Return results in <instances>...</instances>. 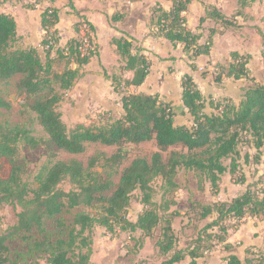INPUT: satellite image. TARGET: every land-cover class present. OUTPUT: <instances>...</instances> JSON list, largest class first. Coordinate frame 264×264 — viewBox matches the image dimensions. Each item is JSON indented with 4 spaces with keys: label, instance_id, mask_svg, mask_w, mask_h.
<instances>
[{
    "label": "trees",
    "instance_id": "16d2710c",
    "mask_svg": "<svg viewBox=\"0 0 264 264\" xmlns=\"http://www.w3.org/2000/svg\"><path fill=\"white\" fill-rule=\"evenodd\" d=\"M236 1L241 10L257 0ZM188 3L189 0H173L169 12L157 9L154 25L171 44H182L190 59H196L209 54L213 36L218 31L211 29L207 41L200 45L198 41L201 35L185 27L182 13L187 10ZM70 7L74 10L71 2ZM113 19L116 20L117 16ZM206 19L220 22L223 27H237L235 18L223 15L214 6H206L205 17L199 20V29ZM57 23L58 10L47 8L41 15L44 31L41 41L42 60L40 52L35 48L24 49L18 45L14 18L0 13V82L6 83L19 77L16 85L19 94L23 96L27 109L35 114L49 143L57 149L71 155L84 153L86 147L92 144L116 147L117 150L110 156L104 153L91 156L86 166L77 160L54 161L38 172L35 177L36 187L30 189L23 182L21 167L16 163L18 146L24 143L30 148H36L41 140L23 127L0 126V159L11 163L9 175L6 178L0 177V205L20 209L15 225L0 235V264H20L11 257L7 244L15 237L29 245V253L45 257L47 264H89L92 254L91 235L96 226L103 227L111 236L140 232L143 238H151L159 228L155 247L160 255L168 256L161 264H175L186 256L190 257V264H196L195 260L212 250L214 243L226 241L229 229L225 225L227 220L239 221L246 216H264V196L258 197L251 187L229 202H193L192 205H197L200 210L198 221H206V218L213 215L216 217L209 222L207 220L200 229L195 227L198 230L197 239L189 243V246L176 248L177 238L172 229V218L176 214L170 210L176 205L180 189L176 182L178 173L192 172L200 181V187L204 181L216 191L226 172L233 176L239 170L236 159L239 157L238 145L242 133L251 136L254 149L259 151L264 146V82H255L250 77L249 55L232 52V63L217 74L215 82H220L224 75L233 80L250 79L253 86L242 89L237 104L210 103L214 108L212 113L206 110V101L192 78L184 76L181 100L191 125H175L170 105L161 102L157 95L121 91L123 88L142 85L149 74V64L140 54V49L137 48L135 55L131 53L132 42L125 38L113 39L112 44L125 61L122 71H134L131 80L121 75H106L111 80L113 91L121 96L122 113L118 118L99 125L78 124L68 129L58 110L63 101L62 92L74 87L80 77V69L97 53L95 48L85 56L79 52L80 40L87 36L86 31L80 29L81 23L74 27L78 37L68 41L65 47L58 48ZM86 25L92 34V25ZM48 37L55 41L56 47L45 49ZM56 58L66 61V67L61 73L53 69ZM70 62L74 68L67 66ZM9 108V103L0 97V111ZM219 108L221 111L217 112ZM149 141H154L156 146L150 161L134 159L122 169L118 182L114 184L113 176L126 158L122 147ZM178 145L181 148L169 152L164 160L162 153ZM246 159L247 155L245 163ZM224 160H230L229 167L224 164ZM154 180L161 184L159 201L154 199ZM64 182L70 185L68 191L60 188ZM243 182L244 178L240 180V183ZM135 191L140 192L139 202L143 210L133 222L128 219V209ZM77 209L79 211L71 220L62 217L65 211ZM49 221L56 224L58 231L55 236L47 231L46 224ZM252 262L264 264V259L256 252L250 253V258L244 261L235 255L226 258V264Z\"/></svg>",
    "mask_w": 264,
    "mask_h": 264
},
{
    "label": "crops",
    "instance_id": "0c3cea01",
    "mask_svg": "<svg viewBox=\"0 0 264 264\" xmlns=\"http://www.w3.org/2000/svg\"><path fill=\"white\" fill-rule=\"evenodd\" d=\"M70 2L74 10L71 9ZM253 5V8H255V5L262 7L260 0H257ZM206 6H214L227 17L234 15V12L239 8L236 0H189L187 10L182 13V16L185 19L186 29L201 35L198 43L203 45L207 41L211 29L218 31L213 36L209 54L198 56L196 59H190V55L184 51L182 44H171L154 25L158 15L156 10L169 12L172 9L171 0H0V13L14 18L17 26L18 45L24 49L35 48L38 52H41V41L44 37V31L41 27V15L47 8L53 7L58 10V23L55 25L58 48L65 47L68 41L78 37L74 29L77 23L91 24L97 54L80 69V77L76 80L72 93L74 91L78 93L79 84L84 80L86 85L85 97L91 98L93 104L111 110L113 108L111 106L114 105L118 115L122 113L121 96L113 91L111 80L106 75L108 77L121 75L126 80L133 78L134 71H122L125 61L118 55L115 46L112 44L113 39H127L133 45L131 53L135 55L138 48L140 54L146 58L149 64V74L142 85L124 88L125 93L157 95L161 102L170 105L175 125H188L190 120L181 100L183 77L189 76L192 78L206 101V110H210L209 101H213L218 96L224 97L229 93L232 94V88L234 87L238 88L239 93L242 94V89L246 87L242 79L232 80V78H226L224 75L221 77V82H215L213 77L216 70L215 66L227 67L232 63L230 58L232 52L253 57V50L257 49V45L251 43L252 40L257 39V35L252 32L253 29L248 27L251 26V19H253L249 7L241 9L243 14L236 18V24L239 27H223L220 22L206 19L199 29V20L205 17ZM247 15L249 16L247 17L249 25L244 21V16ZM114 16H117L116 20L113 19ZM259 46L258 49H261ZM239 100L240 95L236 101L233 99L232 102L236 104ZM180 148L181 146L178 147V149ZM254 166L256 168L260 167L257 164ZM242 172L245 173L244 179L246 178L245 183L248 186L247 182L251 180L247 181L248 177L246 175L254 173L250 170L246 172L242 170ZM226 174L228 178L225 176ZM226 174L221 177L216 190L217 195H209L211 187L209 183H205L204 193L208 194L209 199L199 203L229 202L237 196L228 200L222 199L226 192L231 189V186L236 187L230 182L228 172ZM260 178L264 181V176L261 175ZM176 182L178 183L177 178ZM180 194L179 190L178 195ZM177 201L178 197L176 198ZM174 207L177 208V204ZM174 207L170 210L171 212L178 210ZM174 213L176 215L172 218V229L175 236H177L174 223L180 211ZM215 217L213 215L206 218V221L199 222L204 224L207 220L209 222ZM258 218L244 217L239 221L235 219H233L234 221L227 220L225 224L229 229L226 241L214 243L212 250L205 254V257H202L206 260L205 264H226V258L229 255H235L238 259L244 261L250 258L252 252H256L264 259V220H261L262 217ZM135 220L131 221L134 222ZM232 223L238 225H229ZM185 225L184 229L186 231L195 229V225L190 223V220ZM123 234L141 236L140 232ZM149 240L151 241L150 237L143 238L144 245ZM156 241L157 238L152 243L158 261L156 264H161L168 256L159 254L155 247ZM186 247V244L180 245L177 240V249ZM136 256H134L135 261L133 264H151L147 259H140ZM202 258L195 260L196 264H203ZM190 262V257L186 256L182 261L175 264H190ZM252 264H255V262H252Z\"/></svg>",
    "mask_w": 264,
    "mask_h": 264
},
{
    "label": "rangeland",
    "instance_id": "374dc122",
    "mask_svg": "<svg viewBox=\"0 0 264 264\" xmlns=\"http://www.w3.org/2000/svg\"><path fill=\"white\" fill-rule=\"evenodd\" d=\"M260 2L262 4V7H258L257 5H255V8H253L254 3L249 6V10H251L252 12L251 17L253 19H251V26H248L249 28L253 29L252 32L257 35V39L251 41L252 44L257 45V49L255 48L253 50L254 56H250L248 66L250 69V77H252L255 82L258 83L264 82V59L262 58V53L264 52V0H260ZM239 12L241 13V15L243 14L242 10L238 8V10L234 12V15L230 16L232 18H235V22L236 18L240 17L238 16ZM244 17V21H246L249 25V21L247 18L249 16L247 15ZM258 45H260L259 48L261 49H258ZM42 51L43 49H41V52ZM41 52L40 56L43 60L44 57ZM67 66L69 68L75 67L71 62ZM65 67L66 61L58 58L54 60V71L61 73L64 71ZM215 68V75H213L214 80L216 79L217 74L222 72L226 67L217 65L215 66ZM242 80L246 86L251 87L254 84L250 79ZM18 81L19 77H15L14 79L6 83L0 82V97L3 98L10 105V108L8 110L0 111V126L10 125L23 127L29 130L34 137L41 140V143L36 148H30L24 143H20L18 146L16 163L21 167V178L23 182H25L30 189H34L36 187L35 177L38 172L43 169V167L51 165L54 161L59 160L68 162L71 160H77L86 166L88 159L91 156L96 155L97 153H104L107 156H110L111 154L116 152V147H104L98 144H92L86 147V151L84 153L78 155H71L51 145L48 141V137L37 123L35 114L27 109L23 96L19 94L16 88ZM79 87L80 88L78 93L76 91L72 93V88L69 91L62 92L63 101L60 104L58 110L61 114L62 121L68 129H73L78 124L86 126L99 125L101 123L113 120L114 118H118L120 116L118 115L114 105L111 106V108L113 107L111 110L93 104L91 98H86L84 95V92L86 90L84 80L79 84ZM56 88L58 89L57 86ZM123 89H121V91L125 93ZM232 91V94L229 93V95H226L224 97L218 96V98H215L213 101H209L208 106H210V110H207L208 113H212L211 110L214 109L213 106L210 105V103L217 105L218 103H233V99H235L236 101L238 96L241 94L239 93V90L236 87L232 88ZM220 111L221 108L217 109V112ZM190 125L191 122L187 126ZM178 147L179 146H177L176 148H169L167 152L162 153L163 159L165 160L168 156V153L172 150H178ZM253 147L254 142L251 136L242 133L239 137V157L236 159L240 168L236 171L233 176H230L228 174L230 177V182L233 183L236 187L231 186V189L228 190L222 198L223 200H228L236 195H240L242 192L245 191L247 187H251L252 192H254L258 197L262 198L264 196V181L261 180V178L259 179L261 175L264 176V146L259 151L254 149ZM122 149L126 155V158L122 162V165L120 166L117 174L113 176L114 184L118 182L119 173L122 171V169L127 167L134 159L144 158L147 161H150L152 153L156 151V146L154 141H149L138 145L126 144L122 147ZM246 155L247 159L245 163ZM224 164L229 167L230 160H224ZM255 164L260 165V167L256 168L254 166ZM10 170L11 163L6 159H0V177L6 178L9 175ZM242 170H244L245 172L250 170V172L254 173L252 175H246V177H248L247 181L251 180L250 182H247L248 186L245 183L246 178L244 179L243 183H240V180L243 179L245 176V173L242 172ZM98 171L101 172L102 170L99 169ZM225 176L228 178L227 174ZM177 181L179 183L178 185L180 187L179 190L181 194L178 195V191V201L176 202L177 208L174 207L178 210H174V212L180 211L182 215H180L179 213V216H176L177 218L174 223V228L177 234L176 238L179 241L180 245L186 244L187 246H189V243L197 239L198 230L196 229H200L199 227L201 225H204L200 224V222L197 220V217L199 216L198 213H200V210L197 205H192L194 204L192 201L205 202L209 199V197L207 196L208 194L217 195L218 192L210 188L209 193L205 194L204 189L206 182L203 181L200 187V181H198V178L193 173L180 171L177 175ZM226 183H228V181H226ZM160 186L161 184L158 180L153 181L152 187L155 191L154 199L156 201L160 200L162 194ZM60 188L64 191H68L70 189V185L64 182L60 186ZM139 201L140 192L135 191L132 195L130 207L128 209V219L135 220L136 215H138V212L143 210V207ZM19 211V207L0 205V235L3 234L8 228L15 225L17 221L16 216ZM78 211L79 209L65 211L62 214V217L64 219L71 220L72 216ZM260 217H262L261 220L263 221L264 216ZM258 219L260 220V218ZM188 220H190V223H193L196 227V229H193V231H186L184 229L186 227L185 224ZM229 221L234 220L231 219ZM196 222L197 224H195ZM229 225L235 226L238 224L232 223ZM46 228L52 236H55L58 231V229L56 228V224L53 221L47 222ZM122 234L123 233H118L116 236H111L103 227L96 226L93 229L91 235L92 254L89 264H133V262L135 261V255H137L136 257L140 259H147V261H149L151 264H156L158 262L154 254L155 249L152 243L154 242L155 238L158 237L159 228L156 229L153 233L151 241L149 240L148 242H146L145 245V241L143 242L142 236L138 237L137 234ZM7 244L11 251V257L17 259L20 264H47L45 257L29 253V245L18 237L10 239ZM203 257H205V255ZM201 261L203 264L206 263V260H204V258H202Z\"/></svg>",
    "mask_w": 264,
    "mask_h": 264
},
{
    "label": "built area",
    "instance_id": "2783aa9c",
    "mask_svg": "<svg viewBox=\"0 0 264 264\" xmlns=\"http://www.w3.org/2000/svg\"><path fill=\"white\" fill-rule=\"evenodd\" d=\"M176 1L184 2V0H176ZM164 24L167 26L168 23L165 22ZM80 29L86 31L87 33V36H85L80 40V46H79V52L81 53L82 56L83 55L85 56L88 55L90 51L94 50L95 46L94 43L92 42V36H91L92 34L90 33V30L88 29L86 23H82L80 25ZM48 40L49 42L48 45L45 47V49H48L49 47H56L55 41L51 39V37H48Z\"/></svg>",
    "mask_w": 264,
    "mask_h": 264
}]
</instances>
